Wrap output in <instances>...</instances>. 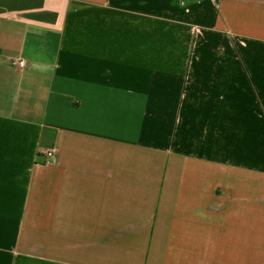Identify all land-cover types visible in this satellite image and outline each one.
Here are the masks:
<instances>
[{"label":"crops","instance_id":"0c3cea01","mask_svg":"<svg viewBox=\"0 0 264 264\" xmlns=\"http://www.w3.org/2000/svg\"><path fill=\"white\" fill-rule=\"evenodd\" d=\"M0 264H264V0H0Z\"/></svg>","mask_w":264,"mask_h":264},{"label":"built area","instance_id":"2783aa9c","mask_svg":"<svg viewBox=\"0 0 264 264\" xmlns=\"http://www.w3.org/2000/svg\"><path fill=\"white\" fill-rule=\"evenodd\" d=\"M13 65L18 68H24L26 66V63L24 60H18V61H15Z\"/></svg>","mask_w":264,"mask_h":264}]
</instances>
